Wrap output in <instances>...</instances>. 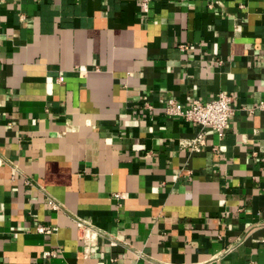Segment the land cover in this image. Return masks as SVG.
Segmentation results:
<instances>
[{
  "label": "crops",
  "instance_id": "crops-1",
  "mask_svg": "<svg viewBox=\"0 0 264 264\" xmlns=\"http://www.w3.org/2000/svg\"><path fill=\"white\" fill-rule=\"evenodd\" d=\"M261 103L264 0H0V264H264Z\"/></svg>",
  "mask_w": 264,
  "mask_h": 264
},
{
  "label": "built area",
  "instance_id": "built-area-1",
  "mask_svg": "<svg viewBox=\"0 0 264 264\" xmlns=\"http://www.w3.org/2000/svg\"><path fill=\"white\" fill-rule=\"evenodd\" d=\"M151 0H141V7L148 9ZM214 3L209 2V6ZM233 96L226 92H219L215 97L208 100L194 99L191 103L181 104L173 97L166 100L164 107L165 113L169 116L178 117L186 122L196 125L199 130L193 139L185 141L186 144L193 147L204 144L207 129L221 132L228 125V121L233 113L232 109ZM264 104L261 103V106ZM115 198H121V193H114ZM51 203V202H50ZM53 207L56 205L51 203ZM75 222L83 240L84 248L88 249L95 244L97 235L99 234L95 226L80 217L75 218ZM36 230L39 233H53L56 227L47 225H38ZM49 254V253H48Z\"/></svg>",
  "mask_w": 264,
  "mask_h": 264
}]
</instances>
